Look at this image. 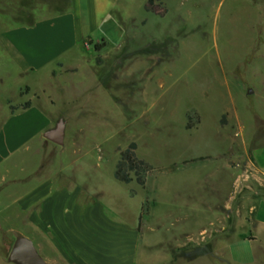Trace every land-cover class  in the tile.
I'll return each instance as SVG.
<instances>
[{"label": "rangeland", "instance_id": "1", "mask_svg": "<svg viewBox=\"0 0 264 264\" xmlns=\"http://www.w3.org/2000/svg\"><path fill=\"white\" fill-rule=\"evenodd\" d=\"M110 1L118 5L108 19L64 55L73 71L56 61L21 68L0 37V131L11 114H25L28 101L41 124L67 122L63 145L37 128L1 160L0 184L5 190L10 170L63 172L137 223L128 239L136 264H264V243L245 238L251 227L232 204L247 172L240 163L247 144L264 141V0ZM31 18L0 0V36ZM105 38L108 46L98 50ZM133 141L154 167L144 186L115 177ZM4 190L0 205L10 200ZM3 216L0 253L8 259L18 236L36 239L21 220Z\"/></svg>", "mask_w": 264, "mask_h": 264}, {"label": "crops", "instance_id": "2", "mask_svg": "<svg viewBox=\"0 0 264 264\" xmlns=\"http://www.w3.org/2000/svg\"><path fill=\"white\" fill-rule=\"evenodd\" d=\"M6 1L14 12L19 9L32 15L30 20L22 21L0 36L10 57L24 69L56 61L64 71H73L65 67L64 55L76 43L85 42L90 33L108 19L112 7L118 5L110 0H65L68 4L44 13L45 6L65 1ZM102 41L107 42L106 48L107 38L98 43ZM32 107L31 102L29 108L22 110L24 115L20 111L7 118L0 131V163L17 152L37 128L40 133L51 129L53 122L41 124L28 114ZM246 152L245 162L240 160V163H246L247 172L238 176V192L233 194L232 204H238L235 208L238 221L248 222L251 227L245 238L264 243V141L249 142ZM9 174L5 190L9 191L10 200L6 205H0V220L2 215L21 220V225L25 226L23 230L33 234L40 254L50 264L137 263V247L129 246L128 241L130 236L134 237L137 223L130 226L124 217L95 201L85 187L66 182L63 172L49 174L46 167H39L25 174L10 170ZM3 190V184H0V196ZM12 230L22 233L15 225ZM0 264L15 263L0 253Z\"/></svg>", "mask_w": 264, "mask_h": 264}, {"label": "trees", "instance_id": "3", "mask_svg": "<svg viewBox=\"0 0 264 264\" xmlns=\"http://www.w3.org/2000/svg\"><path fill=\"white\" fill-rule=\"evenodd\" d=\"M149 2H152V0H149ZM106 45L107 42L102 41L96 44V48L98 50H101ZM30 106H31V102L28 101L22 106V108L27 109ZM188 127H192L191 123L188 124ZM137 148H138L137 142L133 141L125 150L121 151V157L115 169V177L119 181L124 183H131L134 179H136V181L140 185L144 186L146 184V177L144 174L152 170L154 167L148 161L139 157L137 153ZM175 167L176 164L173 165L171 169H174ZM143 217H144V212L142 211L139 220L140 227L143 225Z\"/></svg>", "mask_w": 264, "mask_h": 264}, {"label": "water", "instance_id": "4", "mask_svg": "<svg viewBox=\"0 0 264 264\" xmlns=\"http://www.w3.org/2000/svg\"><path fill=\"white\" fill-rule=\"evenodd\" d=\"M66 120L60 119L56 126L44 132L47 140L63 145L66 138ZM8 260L15 264H50L40 254L34 241L26 236H18L11 247Z\"/></svg>", "mask_w": 264, "mask_h": 264}]
</instances>
